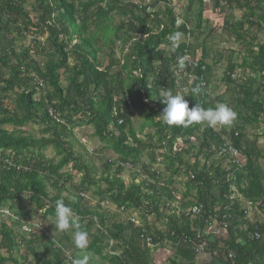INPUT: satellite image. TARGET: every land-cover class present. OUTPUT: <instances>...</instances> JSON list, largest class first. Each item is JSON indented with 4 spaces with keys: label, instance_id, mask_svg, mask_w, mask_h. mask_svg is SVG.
Segmentation results:
<instances>
[{
    "label": "trees",
    "instance_id": "16d2710c",
    "mask_svg": "<svg viewBox=\"0 0 264 264\" xmlns=\"http://www.w3.org/2000/svg\"><path fill=\"white\" fill-rule=\"evenodd\" d=\"M27 1L0 0V208L8 206L25 220L28 211L21 209V199L27 196L36 208L55 215L56 201L61 199L59 180L71 179L61 170L73 162V167L84 169V173L75 188L78 194H72L71 200L64 198V202L79 218L81 230H88L83 224L86 218L88 225L94 226L96 232L90 235L88 249L109 264H156V258L140 241V228L127 219L111 220L103 214V201L138 211L154 247L171 243L168 264H264V218L250 222L237 196L256 204L264 216V151L257 145V135L248 140L244 131L247 123H264V40L257 41V33L264 34V0H214L215 7L223 2L228 10L242 11L235 22L225 19L228 30L246 45L241 62L229 59L221 77L232 94L227 98L233 100L231 105L224 96L209 92L212 65L206 61L205 47L198 66L186 67L193 79L186 92L180 93L188 94L189 108L196 104L212 108L216 101L227 104L237 113L229 130H216L206 123L169 126L160 116L165 107L161 91L171 89L176 94L181 83L170 68L176 55L185 48L192 55L195 51L184 41L171 53L160 46L172 45L171 37L178 32L193 35L195 30L187 28L191 15L195 16L196 29L201 28L203 0H187L186 15L178 27L170 7L162 19L158 13L150 15L124 0H33L37 14L32 21L24 8ZM116 16L119 20L113 23ZM19 23V37L29 26L37 33L46 32L52 47L46 50L36 41L33 45L35 54L44 56L43 61L30 56L29 47L19 52L13 48L8 35ZM100 40L109 46L104 67L98 57ZM117 40L127 46L122 59L115 57L113 45ZM237 69L247 75L236 77ZM38 82H42L41 87ZM196 86L200 88L198 94L191 91ZM7 99L12 108L5 104ZM134 112L142 118L137 128ZM29 123L42 125L39 135L25 130ZM84 125H92L94 135L116 155L104 160L99 178L90 175L88 164L80 163L83 146L73 129ZM145 127L155 129L152 143L137 136ZM146 135L153 139L150 133ZM184 136L195 137L197 148L173 151L174 141ZM228 145L240 153L242 166L232 163ZM49 146L55 152L52 158L43 154ZM189 153L192 162L184 157ZM146 155L147 162L142 158ZM216 155L220 160L214 158ZM157 157H161V168L153 165ZM222 158L228 160V166L222 165ZM127 162L132 168L138 166L129 183L122 178ZM177 182L185 187L180 198ZM47 183L59 193L50 196ZM90 186L100 197L93 208L82 204L83 193ZM193 204L202 205L199 216L186 215L185 209ZM150 214L165 221V229L149 225ZM211 223L214 228L220 226L219 232L204 233L197 239V232L203 233ZM43 237L48 239L46 234ZM203 239L204 251H196ZM33 242L24 235L18 239L29 248L35 264H65L59 250L52 256L34 253ZM1 248L7 256L0 254V264H22L13 257L17 239L12 225L4 220L0 221Z\"/></svg>",
    "mask_w": 264,
    "mask_h": 264
},
{
    "label": "rangeland",
    "instance_id": "374dc122",
    "mask_svg": "<svg viewBox=\"0 0 264 264\" xmlns=\"http://www.w3.org/2000/svg\"><path fill=\"white\" fill-rule=\"evenodd\" d=\"M126 3L131 2L132 0H124ZM141 2H147L146 0H141ZM149 4L151 5V12L153 14L156 12L158 13V17L164 19L165 15L163 14L166 10V7H170L174 13L175 19L176 17H179V22L175 24L176 27H178L181 23H183L184 15L186 12L187 7V0H148ZM220 7H215L214 0H203L204 5V12L202 15V24L201 28L196 29V19L194 15H191L190 23H188L187 28L195 30L194 34H183L181 32H178L180 34V40L181 42H186L187 44H191L194 46L195 51L194 55L196 58H200L202 54L203 47L206 48L207 51V63L212 65V79L211 84L209 86V92L212 94V96H224L226 99L229 95H232L227 92L226 86L224 82L221 80V77L223 75L224 69L227 65V62L229 59H232L233 62L240 63L241 57L245 54L246 45L243 44L241 41H238L235 33H233L231 30H228V26H226L225 19H228L230 22H235L236 20H239L242 11L238 9H232L228 10L226 5H224L223 2H220ZM33 0H28L25 4L24 8L28 12L29 17L32 19V21H36V11L32 8ZM5 20V19H4ZM119 18L116 16L113 19V23H117ZM22 27L21 24H15L14 28L12 30V33L8 35V38L11 39L13 48L19 52L23 48H31L29 51V55L37 59L38 61H43L44 56L43 55H36L34 52V41L38 42L39 45L45 46L46 50L50 49L52 46L47 41V34L45 33H37V30L31 26L28 27L27 31H22L23 33L22 37L18 36L19 27ZM21 31V30H20ZM264 40V34L262 32L257 33V41H263ZM74 43V41H73ZM99 46H101L100 52L98 53V57L101 62V67H104L108 63V53H109V46L106 44H102L101 40L97 43ZM114 51H115V57L120 59L122 57V54L124 51L127 50V46L122 45V42L120 40H117L115 42ZM33 48V49H32ZM160 48L165 49L167 52H172L173 47L172 45H161ZM122 59V58H121ZM70 64H73V60L69 59ZM121 64V63H120ZM172 70H174V67L171 65L170 67ZM118 69V67H116ZM4 73H7L6 69H3ZM188 72L178 74L176 79L177 81L181 82L177 84L178 87V93L180 92H186L187 85H189L192 82V77L188 75ZM247 73H243L242 69H237L236 77H243L246 76ZM63 83H65L64 78L62 79ZM184 82V84L182 83ZM185 87H184V86ZM38 87H41L40 85H37ZM37 87V89H38ZM40 89V88H39ZM17 91L20 89H16ZM40 91L35 95L36 97L39 96ZM233 99V97H232ZM228 104H232L233 100L227 99L226 101ZM219 101H216V105L219 104ZM5 104H7L10 108H12V104L10 102V99L5 100ZM236 121V119H235ZM230 126H222L217 125L214 126L216 130H220L221 128H225L229 130L233 127V124ZM142 122V118L139 113L134 112L133 113V124L134 127L137 128L139 123ZM7 128L8 125H4ZM42 125L39 124H27L24 128L28 132L32 133L33 135H39V131L41 129ZM76 139L79 141V144L83 146V148H80V153L82 154V159L80 163L88 164L90 169V175L95 176V178H99L101 175V172L103 171V162L106 158H115V153L106 148V145L104 142H101L98 140V138L94 135V129L92 125H84L81 127H76L73 129ZM246 138L248 140L254 139L255 135H257V145L261 150L264 151V123L259 122L258 126H255L254 123H247L246 127L244 129ZM153 136L152 140H149L146 134H149ZM139 138L144 140L146 143H152L155 139V129L152 127H145L143 128V132L137 135ZM197 139L195 137L188 138L187 136L184 137H178L174 141V146L177 148L179 147V150H183L189 147H194L193 149L197 148ZM77 147V146H76ZM192 149V150H193ZM178 150V151H179ZM43 154L46 158H52L55 155V152H53L52 147H47L43 150ZM144 157V156H143ZM142 157V158H143ZM184 157L192 162L193 158L191 157V154H185ZM217 160H220V156L216 155L214 157ZM144 161L147 160V158H143ZM221 163L223 166H228L229 162L228 160L221 159ZM147 162V161H146ZM73 163V162H72ZM70 163L68 166H65L62 168V172L69 173L71 175V179L65 180L60 179L58 186H62V190L60 193L56 188H54L50 183H47V189L49 191L50 196H54L57 193H59V196L64 202V198H68V200H71L72 194H78L76 192V187L78 186L80 180L82 179V175L84 173V169L81 171H78L76 168L73 167V164ZM136 169H138V166L136 168L132 169H125L122 173V178L125 183H129L133 177V175L136 172ZM182 181L185 180V178H181ZM138 180V179H137ZM101 186H103L101 184ZM177 188V195L178 198L181 197V193L179 191H184L185 187L182 183H176L175 184ZM94 192V187L90 186V189L83 193V201L82 204L89 206L90 208L95 207L97 204H99V196L96 195ZM242 201L244 207L247 209V217L249 218L250 222L254 221H263V214L259 210L256 204H252L248 201H244L240 195H237ZM65 203V202H64ZM21 206H23V211H28L27 219H21L19 216H17L11 209L8 208V206L1 207L0 208V221L4 220L7 225H12V230L16 236L17 239V248L16 251L13 252V257L17 258V260L22 264H35V259L33 255L29 252V248L26 246V244L18 243L19 237L23 236L22 230L20 228L21 224L26 221H32L33 223H36V225L40 228L38 232L35 231V233L31 234L30 239L34 240L33 242V250L34 253H36L39 256H42L43 254L47 256H52V253L55 252V250L61 251L62 255L68 257H71V260H73L79 250L75 248L73 243V234L72 231L67 232H60L55 227V215H47L44 213L43 210H40L36 208V206L29 201V198L27 196H23L21 199ZM100 210L103 212L105 216H108L111 218V220H126L127 215L126 214H120L117 212L115 205L112 204L110 201H103L100 203ZM76 216V215H75ZM140 216V215H139ZM141 218V217H140ZM148 220L151 222V225L154 228L158 229H165V221L161 219H156L155 216L152 214L148 215ZM83 224H86L88 227L87 232L89 233V241H90V235L91 233L96 232L93 225H88L87 218L84 219ZM43 234H46L47 238L43 237ZM25 235V234H24ZM26 236V235H25ZM111 242V241H110ZM109 242V243H110ZM159 249V248H158ZM157 250V249H156ZM88 252L92 253L94 257H98L97 264H109L106 260L101 259V257L95 253H93L92 250L87 249ZM155 251V250H153ZM152 251V252H153ZM160 249L158 250V252ZM173 252V250H172ZM171 252V253H172ZM0 254L2 256H7V252L4 248L0 249ZM5 264H12L11 261L5 262ZM161 264H168L167 259L164 263Z\"/></svg>",
    "mask_w": 264,
    "mask_h": 264
},
{
    "label": "clouds",
    "instance_id": "9594fccd",
    "mask_svg": "<svg viewBox=\"0 0 264 264\" xmlns=\"http://www.w3.org/2000/svg\"><path fill=\"white\" fill-rule=\"evenodd\" d=\"M180 34H173L171 37L172 47L179 46ZM188 58L179 57L177 61L178 69L187 66ZM193 93H199V86L191 89ZM186 93L173 94L171 89L162 90L161 103L165 105L160 114L164 123L169 126L188 127L193 124L206 123L209 127L217 125L230 126L237 118V113L227 104L219 103L212 108H203L199 104L189 108V101L185 99ZM55 227L60 232L72 231L73 243L79 250L77 256L72 260V264H97L98 257L87 251L89 245V233L81 230L79 218L75 216L71 207L67 206L63 200H57L55 204Z\"/></svg>",
    "mask_w": 264,
    "mask_h": 264
},
{
    "label": "built area",
    "instance_id": "2783aa9c",
    "mask_svg": "<svg viewBox=\"0 0 264 264\" xmlns=\"http://www.w3.org/2000/svg\"><path fill=\"white\" fill-rule=\"evenodd\" d=\"M147 2H141V0H132L131 2L133 4L136 5L138 10H144L145 12L150 13V15H153V12H151V5L149 4L148 0H146ZM179 22V17L175 19V24H177ZM179 57H187L188 58V63L186 67H197L198 66V59L196 58L195 55H192L190 53V50L188 48H185L183 50V52L181 54L176 55L174 62L172 64V66L174 67V73L177 77L178 74L181 73H185L188 72L189 76L192 77L193 79V75L192 73H190L188 70H186V67L184 69H178L177 67V61ZM181 84V83H180ZM38 85H42V82H38ZM184 86V85H183ZM185 87V86H184ZM50 113L53 114V111L50 109ZM119 123H121V120H119ZM179 147L177 148L176 146H174L173 144V151H178ZM228 152L232 158V163L234 162L235 164L239 166H242L244 163L241 160V156L240 153L233 148L231 145H228ZM124 168L126 169H132V166L129 162L124 164ZM178 198V197H177ZM175 204V203H174ZM174 204H171V206H173ZM117 212H119L120 214H128L127 215V220H129L130 222H132L135 226H137L138 228H140V232H139V239L140 241L146 246L148 247L151 251H153L155 249V245L153 243L152 240V236L147 232L146 227L144 225L143 219L140 218L139 216V212L135 211V210H125L124 207H116ZM202 212V205L201 204H193L192 206H189L188 208L185 209V213L186 215H190L191 217H196L199 216ZM178 213V211H177ZM219 226V225H218ZM21 230H22V234L26 235V237H30L31 234L38 232L40 230V228L36 225V223H33L32 221H26L23 222L20 226ZM220 226L217 228H214V225L211 223L209 226L206 227L205 231L203 233L201 232H197L196 234V238L200 239L202 238L203 234H216L219 232ZM24 235V236H25ZM258 236V235H256ZM112 242H110L111 245ZM170 244L171 243H167ZM206 246V241L203 239L202 241H200L198 243V245L196 246V251H200L203 252L204 248ZM229 257H233L234 253L232 251L228 252ZM64 263L65 264H72V260L71 257H66L64 255Z\"/></svg>",
    "mask_w": 264,
    "mask_h": 264
},
{
    "label": "crops",
    "instance_id": "0c3cea01",
    "mask_svg": "<svg viewBox=\"0 0 264 264\" xmlns=\"http://www.w3.org/2000/svg\"><path fill=\"white\" fill-rule=\"evenodd\" d=\"M144 158V157H143ZM145 158H147V160L146 161H148V155H146L145 156ZM157 161L158 162H156V163H153V165H154V167L155 168H161L162 166H163V164H162V161H161V157H157ZM178 191V190H177ZM180 193H182V191H179ZM178 194V193H177ZM177 197H178V195H177ZM247 219H249L248 217H247ZM147 223L149 224V225H151V222L149 221V220H147ZM152 226V225H151ZM160 249V251L158 252V250ZM157 249V250H156ZM155 251H153V256H155V258H156V264H161V263H164L165 262V260L167 259V258H169V256L172 254L171 252H172V250H173V247H172V245H170V244H167V245H165V246H163V247H155V249H154ZM201 257H204L205 258V254H202V256ZM168 261V260H167Z\"/></svg>",
    "mask_w": 264,
    "mask_h": 264
}]
</instances>
